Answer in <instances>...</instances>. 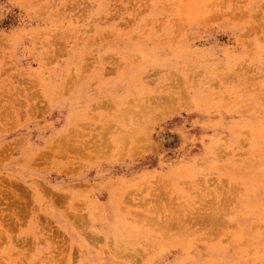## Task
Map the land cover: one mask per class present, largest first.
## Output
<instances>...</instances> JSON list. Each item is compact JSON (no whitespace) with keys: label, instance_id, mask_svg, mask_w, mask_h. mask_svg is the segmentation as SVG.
<instances>
[{"label":"rangeland","instance_id":"1","mask_svg":"<svg viewBox=\"0 0 264 264\" xmlns=\"http://www.w3.org/2000/svg\"><path fill=\"white\" fill-rule=\"evenodd\" d=\"M0 264H264V0H0Z\"/></svg>","mask_w":264,"mask_h":264},{"label":"bare ground","instance_id":"2","mask_svg":"<svg viewBox=\"0 0 264 264\" xmlns=\"http://www.w3.org/2000/svg\"><path fill=\"white\" fill-rule=\"evenodd\" d=\"M147 117V116H146Z\"/></svg>","mask_w":264,"mask_h":264}]
</instances>
